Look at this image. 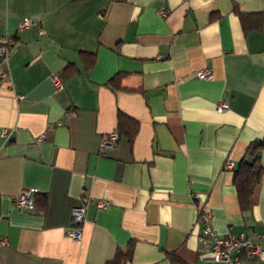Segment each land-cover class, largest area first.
<instances>
[{
    "label": "crops",
    "instance_id": "0c3cea01",
    "mask_svg": "<svg viewBox=\"0 0 264 264\" xmlns=\"http://www.w3.org/2000/svg\"><path fill=\"white\" fill-rule=\"evenodd\" d=\"M234 9L264 16V0H0V44L14 39L0 63V264H106L128 248L124 264H218L201 259L200 209L218 235L254 232L264 249V174L247 210L234 182L264 140V29L244 32ZM119 113L138 131L101 155ZM30 189L35 208H17Z\"/></svg>",
    "mask_w": 264,
    "mask_h": 264
},
{
    "label": "built area",
    "instance_id": "2783aa9c",
    "mask_svg": "<svg viewBox=\"0 0 264 264\" xmlns=\"http://www.w3.org/2000/svg\"><path fill=\"white\" fill-rule=\"evenodd\" d=\"M159 15H164L165 12H158ZM33 22L29 19L21 20L18 24V32L30 27ZM14 39H5L0 44V63L4 64L10 54V47L13 46ZM6 72L0 67V78H4ZM210 71L208 69L197 72L196 76L200 79H207L210 77ZM51 85L54 89L62 88L63 84L59 79L58 75H52L50 78ZM228 110V103L225 100H221L217 105V111L224 112ZM74 112L68 110L65 113L66 117H71ZM54 127L50 126L49 129ZM5 136V132H1V137ZM118 131L114 130L109 134L103 136L99 142V152L104 155L107 150L112 148L118 141ZM226 168H231L232 164L226 162L224 165ZM37 191L34 189L25 190L21 192L17 197L14 198V205L21 209L32 211L35 208L34 200L32 195L36 194ZM106 203L98 201L96 202V208L103 210L106 208ZM84 210L82 207H73L71 209V222L72 225L77 227L73 231H69L67 235L73 240H77L81 236L80 225L83 222ZM209 212L198 211V220L202 222V227L199 229L202 238L208 242V254L202 256V260L205 262H213L218 264H248L241 260V256H245L248 261H254L264 255V249H261L256 245V240L260 237L258 234L252 232L250 235L241 232L238 234L228 233L220 236L214 230L209 227Z\"/></svg>",
    "mask_w": 264,
    "mask_h": 264
},
{
    "label": "trees",
    "instance_id": "16d2710c",
    "mask_svg": "<svg viewBox=\"0 0 264 264\" xmlns=\"http://www.w3.org/2000/svg\"><path fill=\"white\" fill-rule=\"evenodd\" d=\"M234 13L238 16L244 32H259L264 29V16H262V14L242 13L237 9H234ZM90 64H92V60H90ZM110 82L113 84L111 85L112 87L119 88V76L118 78L114 77ZM117 131L119 137L125 136L129 141H132L138 131L137 121L119 113ZM262 149H264V140H257L250 144L246 152V155L250 157V160L247 161L246 158L243 159L238 169L234 171V182L237 189L239 204L242 210H247L249 208V198L254 188L260 183L262 174H264V169H262L258 163V153ZM34 204L36 206L35 201ZM131 256L132 250L131 248H128L125 251L118 252L115 257L106 264H124L131 260Z\"/></svg>",
    "mask_w": 264,
    "mask_h": 264
}]
</instances>
